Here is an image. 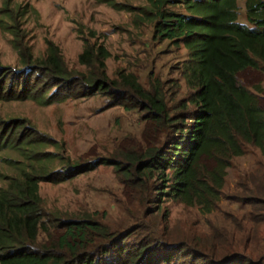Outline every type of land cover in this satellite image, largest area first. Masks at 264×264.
<instances>
[{
    "label": "trees",
    "instance_id": "obj_1",
    "mask_svg": "<svg viewBox=\"0 0 264 264\" xmlns=\"http://www.w3.org/2000/svg\"><path fill=\"white\" fill-rule=\"evenodd\" d=\"M243 2L250 26L238 22L237 0H149L144 13L154 19L152 39L181 44L188 54L181 76L191 93L173 108L160 80L150 81L149 88L125 72L109 80L110 54L102 45H84L78 60L86 72L68 70L51 42L43 59L22 56L20 70L0 66V101L49 105L100 94L110 105L143 113L163 137L136 156L123 152L115 160L83 162L65 156L62 143L30 134L22 120H0V152L9 149L22 159L9 160L17 174L0 188V264H264L262 249L255 256L230 252L217 259L191 241L170 244L155 232L168 220L164 202L197 206L203 214L215 210L232 159L253 147L263 170L255 190L241 201L251 208L256 241L264 234V106L238 80L248 69L264 73V0ZM178 3L184 13L169 9ZM27 9L2 0L0 28L14 42L16 21L28 10L34 13ZM54 163L58 168L52 169ZM110 163L138 191L129 192L130 205L137 207L135 223L115 231L91 217L61 218V212L44 210L39 183H63Z\"/></svg>",
    "mask_w": 264,
    "mask_h": 264
},
{
    "label": "rangeland",
    "instance_id": "obj_2",
    "mask_svg": "<svg viewBox=\"0 0 264 264\" xmlns=\"http://www.w3.org/2000/svg\"><path fill=\"white\" fill-rule=\"evenodd\" d=\"M12 2L13 6L33 8L34 13L27 9L28 13L16 21V42L13 35L0 28V66L20 70L22 56L30 53L33 58L43 59L51 42L68 70L86 72L78 60L84 45H102L110 54L105 61L109 80H115L119 72L133 74L144 88H149L150 81L160 80L170 108L191 93L181 76L187 51L181 44L152 39L154 19L144 13L150 8L149 0ZM1 4L2 0L0 7ZM113 4L131 6L132 10ZM237 5L238 22L250 26L245 18L243 0H237ZM169 9L184 13L180 3ZM238 80L258 94L264 106V73L248 69L238 75ZM257 87L262 92L258 93ZM110 100L97 94L49 105L31 100L0 101V120H22L30 134L62 143L65 156L83 162L115 160L123 152L136 156L161 142L162 135L157 136L150 123L143 120V113L110 105ZM47 149L55 152L52 147ZM9 160L22 159L9 149L0 152V188L6 187L7 177L17 174ZM262 166L259 151L247 147L244 155L232 159L215 210L203 214L197 206L164 202L161 211H168V220L155 229L156 234L170 244L191 241L217 259L230 252L255 256L258 250H264V234L260 233L256 241L251 208L241 200L255 190L254 180L261 174ZM55 168L58 163L52 165V169ZM129 192L138 191L122 181L111 163L63 183L41 182L38 189L45 211L61 212V218L91 217L115 231L135 223L137 207L130 205ZM44 237L40 233L38 241Z\"/></svg>",
    "mask_w": 264,
    "mask_h": 264
}]
</instances>
